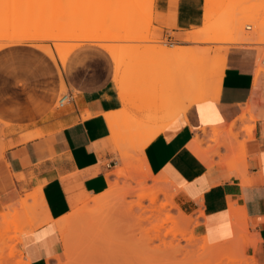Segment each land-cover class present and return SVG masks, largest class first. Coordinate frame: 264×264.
I'll use <instances>...</instances> for the list:
<instances>
[{"label": "crops", "instance_id": "obj_1", "mask_svg": "<svg viewBox=\"0 0 264 264\" xmlns=\"http://www.w3.org/2000/svg\"><path fill=\"white\" fill-rule=\"evenodd\" d=\"M203 7L204 0H154L152 26L161 39L186 47L180 40L185 31L201 26ZM36 45L0 48V213L27 196L32 204L30 195L40 188L46 213L38 210L35 217L43 222L20 237L18 249L27 264H65L55 221L71 211L69 193L96 195L108 188L106 174L116 167L117 155L108 143L104 114L123 105L114 62L104 48L82 43L61 66ZM256 61L255 52L229 50L218 91L175 115L146 145L143 158L153 175L163 174L175 186L180 210L198 218L196 234L209 244L231 240L234 212L251 242L246 254L264 264V80L255 79ZM150 83L139 102L141 119L147 106L160 105L161 81ZM62 87L71 99L53 112ZM247 108L252 120L237 119ZM243 120L253 125L252 131L244 128ZM233 122L236 140L225 133ZM214 127L223 131L220 140L232 147L225 144L207 158L210 151L193 139L204 132L210 136ZM35 131L42 134L23 141Z\"/></svg>", "mask_w": 264, "mask_h": 264}, {"label": "rangeland", "instance_id": "obj_2", "mask_svg": "<svg viewBox=\"0 0 264 264\" xmlns=\"http://www.w3.org/2000/svg\"><path fill=\"white\" fill-rule=\"evenodd\" d=\"M207 1L208 0H204L203 15L205 11H211L214 14L215 18L212 21L211 26L222 28L221 32H219V34L222 33L223 35L221 37H228L229 34V37L233 36L231 35L234 34L233 29L240 27L242 24L243 27L239 28L241 31L240 33L250 35L254 32L255 34L253 33L251 35L253 36V39L246 44L232 42L194 43L183 41L182 37L180 40L181 43L187 46H179L171 41H168L167 39L160 38V35L155 31L156 28L152 26L153 15H151L150 21H144L145 23L143 22V24H141V22L132 24V26L138 25L140 28L141 26L142 28L151 27L147 36L142 35L136 38L135 41L134 39L126 41L119 39L120 37L124 36L132 27L127 25L128 27L125 26L126 29H120L117 27V24H120L119 21L121 19H132L133 16L140 15L141 12L145 13L147 10L149 11L154 9V0H0V48L16 43L34 42V44H37L35 47L44 52L53 60H57L61 66L64 65L62 62H66L70 52L78 46V43L79 45L86 43V38L89 39L91 43L97 44L101 47L103 44L102 48H104V50H106L105 48H107L108 45V48L110 46L113 49L115 48L114 50L110 48V50H106L108 54L111 53L109 54L110 56H116V59L111 57L112 60H114L113 62H116V64H122V67L117 69L114 63V82L115 84L117 83L116 88H129V91L122 98L119 97L123 108L115 112V120L111 122V124L114 126H108L110 130L108 143L112 149V152L117 155V165L107 172L106 177L110 181L111 179L116 178L119 185V193L121 191L120 188L126 186L127 184H130L131 187L134 188V190H132L133 192L127 194V197L125 195V201L128 204L135 202V200L141 196V189L135 187L137 182L145 177V175L147 176L145 178V181L147 182L146 184L148 186L153 185L152 177L148 176L147 174V165L143 158L141 149L150 135L157 131H162L163 128L166 127L169 120H171L177 112H181L183 109L185 103L183 96L186 94L185 79L187 73L190 72L192 75L195 69L208 70L213 65V63H211L212 60L217 56V48L221 49L220 47H225L227 49L226 57L229 50L234 49H245L247 51L255 52L257 58L255 72L259 74V77L263 76L264 80V67L259 65V59L264 55V19H261L262 21L260 20L261 23L263 22L262 24L255 21V19L257 20L258 18L253 20L255 13L257 15L259 13L260 16L258 15V17H262L263 15L264 18V0H209V4ZM10 2H14L16 4L13 7L7 8V4ZM208 8L211 9L208 10ZM247 14L251 15L252 18L247 16L249 18L244 19ZM130 16L132 17L129 18ZM232 19H236L234 20L233 28L232 24H230ZM257 23H260L261 26ZM202 25L203 22L201 26L185 31L183 36L192 30L202 27ZM247 25H251V30L246 29ZM249 31H251V33ZM87 35H90V37ZM92 35H95V37L99 36L100 38L97 37V39L100 40L96 39L97 41H94L95 37L93 38ZM53 36L56 37L57 40H55ZM59 37L60 39H58ZM89 41L87 40V42ZM163 43L169 48L184 47L186 49L193 50L194 54L191 55L190 53H185L184 55L172 58V60H170L171 58L167 60V56L158 59V61L147 60L149 57L156 55L155 48H153V46ZM57 44L61 47L60 52L56 50L55 45ZM75 44L76 46L72 49L71 46H74ZM201 50H204V52L196 53ZM159 71H161L160 76H157V78L151 77V75L153 76L154 73L159 74ZM157 80L161 81V88L159 90V94L161 95V101L159 103L160 105L156 107L147 106L144 113L145 118L143 117V119H140L141 106H139V102H141V99L144 97L143 95L146 96L148 93L149 84H151L150 82ZM141 86L144 87V91L142 93L140 91ZM207 91L205 90L204 95L212 98V92L209 89ZM65 93H67V89L62 87L59 97L54 104L53 110L60 111L63 109L58 107V101ZM139 95H142V97H138L137 101H135L134 104L131 103L130 105V100ZM190 96L191 98L193 97L192 95ZM247 119L252 120L250 117ZM159 120L160 123H158ZM243 122L246 121L243 120ZM249 126L250 124L247 121L244 128ZM214 128H211V134L213 137L211 135L208 136L207 133L204 132L205 129L203 134L195 136L197 140L201 141L199 147L210 151V153H207V158L212 156L211 150L218 146L217 140H213V138H215L213 135ZM235 131L236 129L233 127L232 134L230 135V137L234 140H236L237 137V132L236 135H234ZM33 133L42 134L40 131H35ZM26 135H24V137ZM195 138L193 141L195 145H197ZM223 141L224 140H219V147L225 144L230 148L232 147L230 141L229 143H225ZM119 170H122L123 174L119 176L112 174ZM158 176H160L163 181L161 180V182H158L157 186L167 190L171 197L174 198L175 186L165 175H153V177ZM151 189H153L152 186L149 190ZM39 191L40 188L36 189L34 193L30 195V197L34 196L31 199L33 203L37 204L35 212L41 210L43 207L39 197ZM84 194L89 196L92 195L86 192H72L68 194L71 211L62 217L70 216L82 207L83 204L78 201V198ZM163 197L165 198L164 195H160L161 200L164 199ZM145 203H147L146 200ZM7 212L8 211L1 212L0 214ZM171 213H173L175 216L179 214L178 209L176 208L171 209ZM112 215L113 210L111 211V214L108 215L109 217L106 216L107 220H104L101 225L96 224L93 227L84 226L83 221L85 218H82L83 221L78 218L74 219V217L69 219L68 222L71 224V229L62 235L59 233L63 244V256L65 259V264L72 263L73 261L77 264H96L94 262L95 257L92 258L89 254L90 245L94 239H99L102 242H106L107 244L109 243L115 247L114 249L112 247L114 251L110 249V252L116 255L114 262L117 264L153 263L155 259L153 256H156V254H153V256L152 254H148L147 256H144L145 253L141 254V238H143L145 235L138 233L135 235V238L127 240L124 232H126L128 229V220H124V217L122 218L119 215L118 216L120 219L118 216L116 219L113 218ZM187 217L194 220L192 224L195 222L199 223L198 218L190 215H187ZM21 218L26 219L23 224L19 223ZM29 218L30 215H27L26 217L21 215L14 221L6 220L3 222L4 220L2 221L0 216V264H27L22 258L21 251L18 249L20 240L17 241L16 234L19 232V230L26 226ZM189 230V234H191L192 231V233L196 235V233L193 232L192 226H190ZM170 237L171 236H167L166 240L170 239ZM244 239L247 240L249 246L251 242L246 236V230H244ZM70 241L73 242L72 247L70 245L71 251L67 252L66 244ZM154 243L157 244L158 242L154 241ZM182 243L184 244L185 242L182 241ZM199 244L200 242L198 241L197 245ZM188 250L193 253L196 250V247L194 249H190L189 247ZM196 251L198 252V249ZM196 251L194 253H196ZM238 251L239 256H242L243 254L247 260L251 259L252 256H248L246 254V249H244V251L242 249ZM194 253L191 255L192 257L195 256ZM198 253H196V256ZM196 256V261L191 257L192 264L193 261H198V257ZM148 257L151 260L148 259ZM183 257V255L177 256L178 260L183 259ZM202 260L203 259L199 258V261ZM111 262V264H116L113 261ZM99 264L105 263L99 262Z\"/></svg>", "mask_w": 264, "mask_h": 264}, {"label": "bare ground", "instance_id": "obj_3", "mask_svg": "<svg viewBox=\"0 0 264 264\" xmlns=\"http://www.w3.org/2000/svg\"><path fill=\"white\" fill-rule=\"evenodd\" d=\"M208 1H207V3L209 4ZM15 4L16 3H14V2H10L7 4V6H8L7 8L13 7V6H15ZM209 9H211V8H208V10ZM153 13H154V9H151L149 11L147 10V12H145V13L141 12L140 15H135L133 17L130 16L129 18L132 17V19H128V20L121 19L122 21L121 20L119 21L120 24L119 25L117 24V27L122 29V28H125V26H127V25L132 26V24L137 23V22H141V24H143L144 21H150L151 20V15H153ZM221 14H223V13H221ZM258 15H259V13H258ZM258 15L255 13L253 20L255 18H258L259 20L255 19V21L261 23V21L264 19L263 15H262V17H258ZM232 16L234 17L233 14H232ZM247 16L252 18L251 15H248V14L245 16V18L244 17L243 18L248 19L249 17H247ZM214 18H215V16L211 11H205L203 18H202V22H203L202 27L186 33L183 36L182 40L186 41V42H194V43L195 42H208V43H212V42L213 43H222V42L229 43V42H232V43L246 44V43H249L253 39V36H251V35L254 32L250 35L240 33L241 31L239 30V28L243 27L242 24L240 27L233 29L234 34H231L233 36L229 37V35H230L229 34L228 37L227 36L221 37L223 35H222V33L219 34V32H221L222 28H220V27L217 28V27L211 26ZM234 20H236V19H234ZM234 20L232 19L230 22V24H232V28L234 27V25H233ZM260 23H257V24H260ZM235 24H237V23H235ZM261 24H260V26H261ZM115 26H116V24H115ZM150 28H142V26L140 28V26H138V25H135V26L133 25L130 29L128 28L129 31L124 36L120 37L119 39H122L124 41L134 39V41H135L136 38H138L142 35L147 36L149 34ZM251 28L252 27H250V30H251ZM125 29H123V30H125ZM249 32L251 33V31H249ZM249 32H247V33H249ZM87 36L90 37V35H87ZM38 37H36V38H38ZM60 37L58 39H60ZM92 37L94 38L95 35H92ZM97 37H99V36H96L94 38V41L100 40V39H97ZM93 38H92V40H93ZM40 39H38V40H40ZM54 39L57 40L56 37H54ZM81 39H83V38H81ZM86 39H85L86 42H87V40L89 41V39H87V40ZM90 40H91V38H90ZM256 42H257V40H256ZM251 44H252V42H251ZM77 45H79V43ZM55 46H56V50L60 52L61 51L60 45L57 44ZM75 46H76V44L74 46H71L72 49ZM108 46H107V48H105L106 50L107 49L108 50L113 49V48H111V46L109 47L110 48L109 49ZM102 47H103V44H102ZM153 48H155L156 55L149 57L147 59L149 61H152V60L158 61V59H161L165 56H167V60L170 58H171L170 60H172V58H176L180 55L185 54L179 47L169 48L164 43L159 44V45H154ZM220 48L221 49L217 48L218 50H216L218 52H217L216 58L213 59L211 62V63H213L212 67H210L208 70L195 69L194 72L192 73V75L190 72L187 73L186 79H185L186 94H185V96H183V100L185 99V102H187V104L184 103L183 109L181 108L182 109L181 112H185L187 110V108L189 107V105H191L192 103H197V102H200V101H203V100L209 98L208 96L204 95L205 90L207 91L209 89L212 92V94H214L215 92L218 91V89L220 87V83L222 81V76L224 73V60H225V54H226V50H227L225 47H223V48L220 47ZM207 52H208V50H207ZM109 54H111V53H109ZM111 57H112V55H111ZM113 57L115 58L116 56H113ZM143 61H141V62H143ZM62 63L65 64V62H62ZM114 63H115V66L117 69L122 67L121 66L122 64H116V62H114ZM196 66H198V65H196ZM258 77H259V74L256 73L255 79H257ZM176 88H177V86H176ZM117 89H118V92H117L118 96L121 98L123 96H125L127 94V92L129 91V88H127V89L117 88ZM190 95H192L193 97L191 98ZM143 96L145 97V95H143ZM138 97L141 98L142 95L141 96L139 95V96L131 99L130 105H131V103L134 104V102L137 101ZM52 111H56V110H52ZM115 112H107L106 114H104V118L107 121L106 124H108L107 126H109V127L114 126L113 124H111V122L115 120ZM178 113H180V112H177L175 115H177ZM248 113H249V108L245 109V111L237 119L242 120L245 118L247 119L249 117L252 118L251 116H247ZM144 118H145V116H144ZM145 122H147V121H145ZM0 125H1V123H0ZM234 125H235V122L231 123L230 126L228 127V129L225 131V133H227L229 136L232 134V130H233ZM245 129H247L248 131H252L253 125H251L247 128L245 127ZM202 131H204V129H202ZM159 132L160 131L153 133L145 141V143L141 149L142 155H143V151H144V148L146 147V145L152 139H154ZM222 133H223V131L219 130L218 128L213 129V135L215 137V138H213V140L214 139L217 140L218 146L212 150V155L218 153V148L220 146L219 140H220ZM39 135H41V134L40 133H37V134L29 133L28 135H26L23 138V141H28V140L34 139V138L38 137ZM234 135H236V133ZM211 136H212V134H211ZM195 140H196L198 145L201 144L200 140H197L196 138H195ZM150 171L151 170H148V168H147L148 176L152 177L153 185H151V184L150 185L152 186L153 189L149 190L151 188V186H148L146 184L147 182L145 181V178L147 176L145 175V177L140 179L136 184L135 188L141 189V196H139L135 200V202H133V203L128 204L125 201V195L127 197V194L133 192L132 190H134V188L131 187L130 184H127L126 186H123L120 188L121 191L119 193V187H118L119 185H118V181L116 180V178L111 179V181L109 179H107L108 188L104 192H102L100 194H96V195L92 194L89 196L87 194H84V195L80 196L78 198V201H80L83 204L82 207L80 209H78L77 212H75L74 214H72L70 216H66V217H61L55 221V224L57 226L59 233L62 235L64 233H67L71 229V224L68 222L70 218H73V217H74V219L78 218V219H81V221H83L82 218H85L83 221L84 226L85 227H93L96 224L101 225V223L104 220H107L106 216L111 214V211L113 210V215H112L113 218L117 219V216L119 215L122 218L124 217V220H128L127 221V224L129 223V225H127L128 229L126 230V232H124L127 240L135 238L136 237L135 235L138 233L145 235L143 237L144 239L141 238V254L145 253L144 256H147L148 254H152V256H153V254H156V256H153L155 258L153 263L150 262V264H192V261H191L192 256L191 255L197 249H198L199 253L196 251V253H198L197 256H196V253H194V254L196 257H198V261H199V258H201V259H203L202 260L203 262L202 261L195 262L197 258L195 259V256H193L192 258L195 259V261H193V264H194V262H195V264L196 263L197 264H257L253 257H251L250 260L249 259L247 260V258L243 254H242V256H239V254H238V252H239L238 250L242 249L244 251V249H246V247H248L247 240L244 239V230H246V229L243 226V221H241L242 218H240L239 215L232 212L233 218L235 220V223L233 222L234 226H235L234 227V230H235L234 231V233H235L234 238H232L229 241H225V242H221V243L209 244L205 236H202L200 234L194 235L192 233V231H191V234H189L190 226H192L193 232H195L194 227L197 226L198 223L195 222L196 224L195 223L192 224V222L194 220L187 217V215L183 211L180 210L179 206L175 203L174 198L171 197V195L168 193V191L162 187L157 186L158 182H161V180L163 181V179L160 176H158L159 178L153 177V175L151 174ZM112 174L119 176V175L123 174V171L119 170V171H116ZM160 195H164L165 198L163 197L164 199L161 200ZM33 197L34 196H31L30 198H33ZM27 200H28L27 197L24 199H21V201H19V204L17 206L11 208L12 210L10 212L8 211L7 213L0 214L1 220L2 221L4 220L3 222H5L6 220L7 221H11V220L14 221L18 217H20L21 215H23L25 217L27 215H30V218L27 221L26 226L24 228H22L21 230H19V232H17V234H16L17 241L20 240V237L25 232H28L29 230L37 228V226L41 225L43 222L42 219H39L40 222H38V220L35 219V216H36L35 211H36V205L37 204L36 203H32V204L30 203L29 204L27 202ZM145 200L147 201V203H145ZM173 208L178 209L179 214L177 216H175V215H173V213H171V209H173ZM43 210H45V209H42V211ZM232 211H234L233 208H232ZM43 212L46 213V211H43ZM44 213H43V215H44ZM31 214H32V216H31ZM40 214H42V213H40ZM120 217H119V219H120ZM47 218H49V217H47ZM48 221H49V219H48ZM121 222H123V221H121ZM15 230H17V229H15ZM167 236H171L170 239L166 240ZM154 241H157L158 243L156 244V243H154ZM182 241H184L185 243L183 244ZM198 241L200 242L199 245H197ZM72 243L73 242L70 241L66 244V249H67L66 251L67 252L71 251ZM70 245H71V247H70ZM112 247L113 246L109 243L107 244L106 242L104 243L99 239L98 240L94 239V240H92L91 245H90V250H89L90 257H92V258L95 257L94 262L96 264H99V262H102L105 264H111L112 263L111 261L114 262L116 259L115 258L116 255L112 254L110 252V249H112ZM189 247H190V249L191 248L194 249L196 247V250L195 251L193 250L194 252L192 251L193 253H191L190 250H188ZM114 248L115 247H113V249ZM243 251H241V252L244 253ZM190 253H191V255H190ZM179 255H183L184 256L183 259L178 260L177 256H179ZM149 256H151V255H149ZM148 259H150V258L148 257ZM141 261H143V260H141ZM114 263H116V262H114ZM69 264H77V263L73 261L72 263H69Z\"/></svg>", "mask_w": 264, "mask_h": 264}, {"label": "built area", "instance_id": "obj_4", "mask_svg": "<svg viewBox=\"0 0 264 264\" xmlns=\"http://www.w3.org/2000/svg\"><path fill=\"white\" fill-rule=\"evenodd\" d=\"M246 29H247V30H250V25H247ZM263 47H264V44H263ZM259 65H260L261 67H264V55H263L262 57H260V59H259ZM70 99H71V95H70L68 92L65 93V94H63V95L60 97L59 101H58V107H59V108H63L64 105H65L67 102L70 101Z\"/></svg>", "mask_w": 264, "mask_h": 264}]
</instances>
